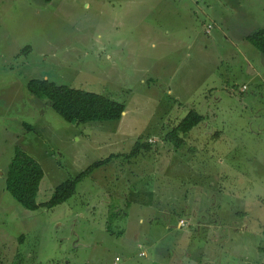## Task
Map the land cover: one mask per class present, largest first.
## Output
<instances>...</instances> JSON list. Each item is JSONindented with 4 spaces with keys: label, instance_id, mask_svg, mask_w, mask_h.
<instances>
[{
    "label": "rangeland",
    "instance_id": "374dc122",
    "mask_svg": "<svg viewBox=\"0 0 264 264\" xmlns=\"http://www.w3.org/2000/svg\"><path fill=\"white\" fill-rule=\"evenodd\" d=\"M262 30L264 0H0V264H264ZM34 79L126 111L69 123ZM17 148L43 167L40 205L112 159L29 211L6 189Z\"/></svg>",
    "mask_w": 264,
    "mask_h": 264
},
{
    "label": "trees",
    "instance_id": "16d2710c",
    "mask_svg": "<svg viewBox=\"0 0 264 264\" xmlns=\"http://www.w3.org/2000/svg\"><path fill=\"white\" fill-rule=\"evenodd\" d=\"M51 2L52 0H46ZM248 40L257 50L264 54V30L248 37ZM30 94L46 98L51 107L65 121L69 123L86 124L90 122L118 121L123 117L126 107L124 104L114 101L106 96L86 92L68 86H59L49 80H31L28 84ZM204 120V116L196 111H191L168 134V139L175 141L178 146L184 144V135L188 134ZM147 142L138 141L131 155L141 153V149L150 150ZM111 157L96 162L73 180H69L57 187L52 198L40 205L37 201L38 194L45 172L42 165L28 153L17 148L7 172L6 189L13 198L26 210L36 211L41 206L53 209L68 201L76 192L77 186L96 169L108 164ZM264 253V247L260 248Z\"/></svg>",
    "mask_w": 264,
    "mask_h": 264
},
{
    "label": "crops",
    "instance_id": "0c3cea01",
    "mask_svg": "<svg viewBox=\"0 0 264 264\" xmlns=\"http://www.w3.org/2000/svg\"><path fill=\"white\" fill-rule=\"evenodd\" d=\"M87 6L89 7L90 5H89V4H87Z\"/></svg>",
    "mask_w": 264,
    "mask_h": 264
}]
</instances>
